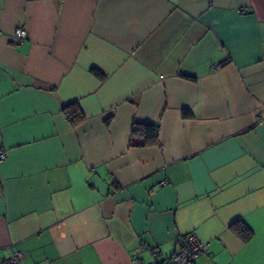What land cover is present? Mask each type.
<instances>
[{"label":"crops","instance_id":"obj_1","mask_svg":"<svg viewBox=\"0 0 264 264\" xmlns=\"http://www.w3.org/2000/svg\"><path fill=\"white\" fill-rule=\"evenodd\" d=\"M0 151V259L264 264V0H0Z\"/></svg>","mask_w":264,"mask_h":264},{"label":"built area","instance_id":"obj_2","mask_svg":"<svg viewBox=\"0 0 264 264\" xmlns=\"http://www.w3.org/2000/svg\"><path fill=\"white\" fill-rule=\"evenodd\" d=\"M27 39L24 28H17L13 34V43L21 45ZM5 154L0 151V161ZM208 253V245L203 243L195 233L182 235L177 240L175 252L163 258L158 252L153 251L152 261L149 264H196L197 260ZM0 264H22V254L12 252L8 257L0 259Z\"/></svg>","mask_w":264,"mask_h":264},{"label":"trees","instance_id":"obj_3","mask_svg":"<svg viewBox=\"0 0 264 264\" xmlns=\"http://www.w3.org/2000/svg\"><path fill=\"white\" fill-rule=\"evenodd\" d=\"M63 115L67 122L71 126H77L83 120V115L77 105H70L62 110ZM139 133L140 140L137 141L136 145L138 146H147V145H155L157 144L158 139V127L155 125H137L133 126L132 135H136ZM231 230L242 238L244 241H247L251 233L250 231L242 224L235 223L231 226Z\"/></svg>","mask_w":264,"mask_h":264}]
</instances>
